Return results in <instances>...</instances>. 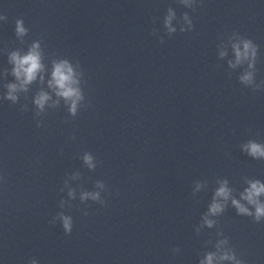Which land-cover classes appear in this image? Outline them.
<instances>
[{
	"label": "clouds",
	"instance_id": "1",
	"mask_svg": "<svg viewBox=\"0 0 264 264\" xmlns=\"http://www.w3.org/2000/svg\"><path fill=\"white\" fill-rule=\"evenodd\" d=\"M171 21V15L166 20V25H170ZM25 29L22 26V23L20 21H17V33L23 34ZM169 31H175V29H172L169 27ZM248 44H245V49L248 48ZM37 46H34L33 49L23 57H20L17 53H13L11 56L12 62L15 63L16 67L14 69L13 74L19 79L21 76L24 77L23 84L30 83L32 80L35 79L36 72L40 69L41 65L39 62V53L36 52L35 48ZM223 55V53H222ZM247 52L241 53L240 50L237 48L236 50V56H237V62L239 63L241 58L243 56H246ZM66 68L65 64H59L55 67L53 76H54V83L58 86V88L61 90L58 94L62 95L66 98H71L73 95H76V92L74 89H72L69 86V81L71 79L70 76V69H68V73L66 74L64 69ZM250 76H244L242 77L243 80H249ZM9 96L8 99H11L13 101L16 100V97L12 95L13 92L16 91V85H9ZM48 99L46 94L41 93L40 96L36 100V104L43 107L45 101ZM75 110L73 105V111ZM246 150L249 152L250 155L256 157V156H264V147H262L260 144H257L255 142H250L246 146ZM85 161L91 166V157L85 156ZM261 194H264V184H260L258 181L251 184V187L246 190V194L243 196L245 200H247L250 204H253L256 206L255 216L257 220L264 216V204H260L257 200V197H259ZM217 197H224L225 199L229 196V190L226 187H220L216 192ZM233 204L236 206L239 213L243 214H249L248 209L245 208L243 205H241L238 201L233 200ZM222 211V205L219 203L214 202L210 207V212L212 214H216L218 212ZM209 225H211V221H207ZM64 227L66 230H69L70 223L68 218H64ZM231 257L225 256L222 257V259H230ZM212 255H209L207 257V264H212ZM203 264V262H202Z\"/></svg>",
	"mask_w": 264,
	"mask_h": 264
}]
</instances>
